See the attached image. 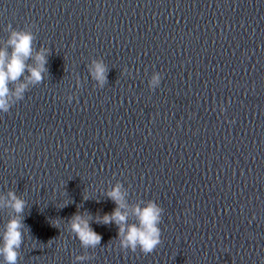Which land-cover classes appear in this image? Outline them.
I'll list each match as a JSON object with an SVG mask.
<instances>
[{"label":"water","instance_id":"1","mask_svg":"<svg viewBox=\"0 0 264 264\" xmlns=\"http://www.w3.org/2000/svg\"><path fill=\"white\" fill-rule=\"evenodd\" d=\"M9 24L51 50L45 80L0 113V194L28 205L19 264L84 254L67 219L110 213L117 181L163 208L162 242L121 250L93 222L101 243L77 264H264V0H0V46Z\"/></svg>","mask_w":264,"mask_h":264},{"label":"clouds","instance_id":"2","mask_svg":"<svg viewBox=\"0 0 264 264\" xmlns=\"http://www.w3.org/2000/svg\"><path fill=\"white\" fill-rule=\"evenodd\" d=\"M8 37L0 46V113H8L17 102L24 99L31 87L41 84L48 75L46 67L51 50L41 46L34 47L36 39L30 26L13 28L7 25ZM87 70L96 86L103 88L108 83V67L103 59H92ZM128 71V69H125ZM162 74L153 72L148 86L151 90L159 87ZM77 87L80 79L76 78ZM73 99L68 97L69 102ZM221 111H224L223 107ZM104 195L110 199L115 208L110 213L93 216L88 211L75 212L67 219V230L79 240L84 254L74 255L72 264L92 259L89 249L100 245L102 237L93 228L92 223L100 225L114 224L118 231L114 240L118 241L121 250L144 254L152 253L161 244L163 208L154 200L129 201V191L117 181L107 189ZM88 200L89 197H84ZM68 204L60 208L66 207ZM27 201L17 195L15 190L0 194V210H7L8 219L0 230V258L3 264H19L21 246L25 237H30V228L25 225V209Z\"/></svg>","mask_w":264,"mask_h":264}]
</instances>
